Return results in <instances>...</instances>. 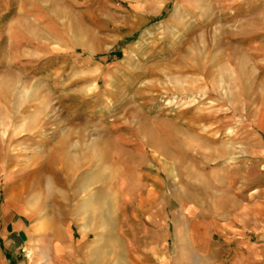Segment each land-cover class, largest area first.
<instances>
[{"label":"rangeland","instance_id":"rangeland-1","mask_svg":"<svg viewBox=\"0 0 264 264\" xmlns=\"http://www.w3.org/2000/svg\"><path fill=\"white\" fill-rule=\"evenodd\" d=\"M241 207L264 216V0H0L5 264H217L195 215Z\"/></svg>","mask_w":264,"mask_h":264},{"label":"crops","instance_id":"crops-1","mask_svg":"<svg viewBox=\"0 0 264 264\" xmlns=\"http://www.w3.org/2000/svg\"><path fill=\"white\" fill-rule=\"evenodd\" d=\"M204 212L203 208H200L195 215V227L198 234L196 244L203 250L213 248L215 250L214 260L217 264H264V243L261 242V238H264V216H261L260 212L254 213L249 207H241L237 215L234 213L228 218L222 216L219 211L212 215ZM186 216V213L182 215L183 218ZM178 227L180 226L178 225ZM215 234L219 236L218 240H214ZM9 235L14 236L20 247L28 238L27 231L20 223L14 221H10L5 228L4 238L8 239ZM59 235L61 236L62 233ZM16 240L11 241L16 244ZM153 241L155 242V240ZM12 247L13 245L9 241V251L2 254L1 264H5L3 259L10 261ZM172 260L170 258L168 264H172ZM9 264L28 263L15 259Z\"/></svg>","mask_w":264,"mask_h":264},{"label":"bare ground","instance_id":"bare-ground-1","mask_svg":"<svg viewBox=\"0 0 264 264\" xmlns=\"http://www.w3.org/2000/svg\"><path fill=\"white\" fill-rule=\"evenodd\" d=\"M190 67V66H189ZM15 81H13V83H11V85L8 86V90L10 88V91L12 92L14 89H16L15 87ZM196 86V85H195ZM13 93V92H12ZM17 99V98H16ZM199 120V119H198ZM190 124V123H189ZM192 125V124H190ZM195 125V123L193 124ZM197 128V127H196ZM71 134L68 135V137H70ZM64 145V144H63ZM81 147V146H80ZM55 150H53L52 156H51V160L50 163H55V161H64V159L68 156H72V152L70 151V147H69V142L68 139L65 141V145L64 146H55L54 147ZM78 149V148H77ZM81 150V149H80ZM83 151V150H82ZM86 153V152H85ZM82 156V155H81ZM88 157V156H87ZM69 159V158H68ZM51 166V164H50ZM51 170H54L51 168ZM41 176L38 177V181H40Z\"/></svg>","mask_w":264,"mask_h":264},{"label":"built area","instance_id":"built-area-1","mask_svg":"<svg viewBox=\"0 0 264 264\" xmlns=\"http://www.w3.org/2000/svg\"><path fill=\"white\" fill-rule=\"evenodd\" d=\"M21 251L24 253L26 257L31 258V253L26 246L21 247Z\"/></svg>","mask_w":264,"mask_h":264},{"label":"trees","instance_id":"trees-1","mask_svg":"<svg viewBox=\"0 0 264 264\" xmlns=\"http://www.w3.org/2000/svg\"><path fill=\"white\" fill-rule=\"evenodd\" d=\"M118 56H121L122 55V53L119 51L118 53H116Z\"/></svg>","mask_w":264,"mask_h":264}]
</instances>
